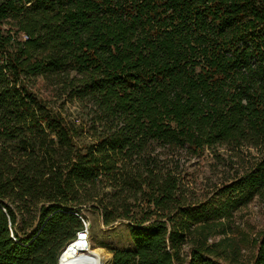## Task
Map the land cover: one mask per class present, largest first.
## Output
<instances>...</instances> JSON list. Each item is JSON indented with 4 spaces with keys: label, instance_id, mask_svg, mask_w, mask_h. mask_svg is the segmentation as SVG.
<instances>
[{
    "label": "trees",
    "instance_id": "obj_1",
    "mask_svg": "<svg viewBox=\"0 0 264 264\" xmlns=\"http://www.w3.org/2000/svg\"><path fill=\"white\" fill-rule=\"evenodd\" d=\"M221 147L254 160L198 198ZM263 193L264 0H0V264H57L85 210L126 222L110 264H236L208 240Z\"/></svg>",
    "mask_w": 264,
    "mask_h": 264
},
{
    "label": "rangeland",
    "instance_id": "obj_2",
    "mask_svg": "<svg viewBox=\"0 0 264 264\" xmlns=\"http://www.w3.org/2000/svg\"><path fill=\"white\" fill-rule=\"evenodd\" d=\"M38 93H47L40 80L36 83ZM71 117L80 119L81 108L77 104H69L65 107ZM239 156L227 155L225 148L218 151L222 155L221 161L213 157V152L206 150L199 159L189 162L188 170L194 180L193 193L198 198L209 195L222 182L232 180L240 175L254 160L255 151L242 148ZM230 156V158H229ZM214 195V194H213ZM85 221L88 230L87 241L99 250L104 256L106 264L111 262V248H129L131 241L128 237V229L125 221H116L111 226L103 225L94 210H85ZM35 221H24L21 227L22 233L30 232ZM224 233H213L209 242L220 243L218 251H222L225 259L234 258L236 264H249L256 250V243L264 233V193L256 195L246 205L233 211L232 217L225 221ZM184 247V251L186 250ZM101 254V255H102Z\"/></svg>",
    "mask_w": 264,
    "mask_h": 264
},
{
    "label": "bare ground",
    "instance_id": "obj_3",
    "mask_svg": "<svg viewBox=\"0 0 264 264\" xmlns=\"http://www.w3.org/2000/svg\"><path fill=\"white\" fill-rule=\"evenodd\" d=\"M98 251L88 241L75 237L61 251L58 264H106L103 254Z\"/></svg>",
    "mask_w": 264,
    "mask_h": 264
},
{
    "label": "built area",
    "instance_id": "obj_4",
    "mask_svg": "<svg viewBox=\"0 0 264 264\" xmlns=\"http://www.w3.org/2000/svg\"><path fill=\"white\" fill-rule=\"evenodd\" d=\"M87 234H88V230H87V226H86V223H85V227L83 229L77 231L75 237H79V238L81 237L84 241L85 240L87 241ZM84 243L85 242H83V244ZM58 261H59V258H58Z\"/></svg>",
    "mask_w": 264,
    "mask_h": 264
},
{
    "label": "water",
    "instance_id": "obj_5",
    "mask_svg": "<svg viewBox=\"0 0 264 264\" xmlns=\"http://www.w3.org/2000/svg\"><path fill=\"white\" fill-rule=\"evenodd\" d=\"M58 258H59V256H58ZM57 264H58V261H57Z\"/></svg>",
    "mask_w": 264,
    "mask_h": 264
}]
</instances>
